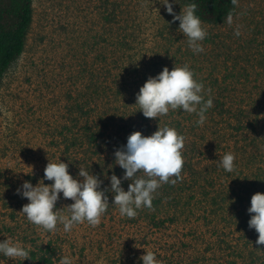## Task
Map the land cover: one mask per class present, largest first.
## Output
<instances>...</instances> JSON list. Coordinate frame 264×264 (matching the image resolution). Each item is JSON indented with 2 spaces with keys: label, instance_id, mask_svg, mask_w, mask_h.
I'll return each mask as SVG.
<instances>
[{
  "label": "rangeland",
  "instance_id": "374dc122",
  "mask_svg": "<svg viewBox=\"0 0 264 264\" xmlns=\"http://www.w3.org/2000/svg\"><path fill=\"white\" fill-rule=\"evenodd\" d=\"M115 7L117 25L114 29L105 28L103 13ZM173 8L179 15L183 7L176 0ZM203 27L207 32L202 41L204 51L193 54L187 39L179 32V21L173 23V16L158 0H110L106 4L104 0L34 1V22L26 52L0 85V172L4 175L0 180V242L11 238L28 249L30 257L23 260L0 255V264H49L45 262L51 256L49 249L56 251L51 257L52 264H58L63 256H70L72 264H142L139 258L146 251L153 252L161 264H228L234 258L230 250L225 249L233 246L246 257L243 242L238 245L242 234L231 232L226 228L227 222L221 219L207 223L210 220H204L205 215L200 214L194 202L184 214L176 213L165 204L161 211L138 210L133 219L121 216L117 207L109 205L98 225L85 222L66 233L62 225L54 232H47L29 223L21 214L22 207L29 201L17 195V189L25 181L32 183L34 179L32 184L36 186L43 180L50 161L65 162L61 155L64 147L60 150L54 143L68 122L66 94L79 95L77 91L86 87L83 81L74 84L70 78L78 72L82 58L91 64L103 52L108 65L98 61L95 69L107 67L108 71L118 73L119 90L126 94L118 95L114 101L119 113L113 118L112 128L108 122L110 133L115 132L114 128L120 123L132 119L130 113L136 101L126 108L129 93L137 95L148 78L157 76L165 67L171 71L175 65H188L210 99L217 96L218 86L222 85V89L228 86L241 91L242 98L246 97L244 91H252L255 100H264V0H239L231 26L224 22L203 23ZM107 30L112 33L108 34ZM236 30L240 32L239 37L234 35ZM124 33L136 34L138 42L129 39L132 49L123 53H130V59L122 61L124 71L121 67L115 71V63L121 60L123 53L114 45L119 42L118 36L125 37ZM105 38L111 41L104 44ZM213 87L215 91L209 94ZM92 117L99 121L100 115L93 112ZM135 120L137 127L129 129V133H121L124 140L134 132H145L140 120L146 121L140 116ZM110 135L116 140V136ZM198 138L201 136L195 141ZM205 139L200 143L202 147L195 150L197 160L203 152L206 154L200 161L201 166L212 163L208 149L215 145L212 132H206ZM185 177L189 178L187 174ZM44 183L50 186L53 182L45 180ZM188 195L190 193L183 197L184 201L189 200ZM108 196L111 204L112 197ZM72 203L61 194L56 209L63 210ZM153 213L157 221H166L160 229L147 216ZM63 214L67 215V211ZM175 214L178 221L169 222ZM204 236L206 242L197 244L196 239ZM229 239L232 242L229 243ZM209 244L211 250L205 253ZM237 259V264L249 263Z\"/></svg>",
  "mask_w": 264,
  "mask_h": 264
},
{
  "label": "trees",
  "instance_id": "16d2710c",
  "mask_svg": "<svg viewBox=\"0 0 264 264\" xmlns=\"http://www.w3.org/2000/svg\"><path fill=\"white\" fill-rule=\"evenodd\" d=\"M34 1L0 0V85L8 72L17 65V62L26 52L34 22ZM109 1L104 0L105 4ZM178 1L182 7L189 3H196L198 6L197 15L202 22L214 25L224 23L229 12L235 16L239 4V0ZM117 12L115 7L111 12L103 13L105 28L110 26L114 29L118 20ZM129 29L126 27V30ZM107 33L111 34L112 31L107 30ZM122 35L125 37L118 36L117 41L119 42L114 47L123 53L132 49L129 39L138 42V36L134 33ZM105 40L102 41L104 44L111 41L110 38H105ZM124 59L129 60L130 53H123L121 60L115 63V71L118 67L124 66V62H122ZM95 60L96 62L99 61L101 65H103L102 62L108 65L103 52L101 55H97ZM80 61L78 72L71 75L70 78L74 84L83 81L86 83V87L84 90L80 91L79 89L77 91L79 95L72 92L66 94L68 122L63 125L59 132L60 138L56 139L57 141L54 143L60 150L64 147L65 151L61 153L64 156L62 160L68 164L69 173L73 178H78L79 168L83 167L90 174L99 176L104 182L102 188L110 186V179L106 177L110 178L111 175L115 174L122 179L125 170L115 165L114 156V152L127 143L121 133H129V129L137 127L135 117L140 116L146 121L142 123L140 120L141 127L145 131L142 134L145 136L146 133V136H151L158 130L160 121L161 127L164 125L173 127L185 137L184 148L182 149L184 165L181 179L176 184L173 185L169 182L157 190L151 209L161 211L160 208L167 204L176 213L184 214V210L189 212L187 208L191 206V202H194L197 209L200 210V214L205 215L204 220H210L207 223L210 224L221 219L227 222L226 228L231 232L235 231L242 234L238 245L243 242L246 249L243 251L247 252V255L242 257V252L235 249L236 246L227 247L228 249L225 250H230L231 256L234 258V261H230L228 264H237V258L249 261L247 264H264V246L256 244L258 233L254 229H249L251 216L248 213L252 196L258 192L264 193V116L262 117L264 100H255L252 91H244L246 97L242 98L241 91L231 89L228 86L222 89L221 85L218 86L217 96L213 95L214 97L211 98L213 107L206 113L207 119L203 126L196 123L199 117L195 113L188 114L181 109L170 110L167 116L158 117L155 120V125L152 126L154 119L145 118L135 104L130 113L131 123H120L117 128H114L115 132L110 133L108 127L110 124L111 128L114 126L113 118L119 113L114 108V101L118 95H124L119 90L118 73L114 74L112 70L108 71L107 67L103 70L99 69L100 72H98L99 70L95 69V61L91 64L85 58ZM110 81L113 83H109ZM248 81L249 79H247ZM224 84H226V79ZM113 85L116 90H114ZM214 91L213 87L209 94ZM207 93L202 92L205 100L210 99ZM129 94L130 97L125 101L127 103L126 108L136 101V94ZM255 101L257 102L255 103ZM92 104L95 105L94 108H92ZM244 104L247 105L244 106ZM93 112L100 115L99 121L92 119ZM184 120L185 122H183ZM206 132H212L215 145L213 149H208L212 163L201 166L200 161L206 157V154L203 152L201 159L197 160L195 158L197 151L195 152V150H199L200 146L202 147L200 143L206 140ZM110 134L116 136V140ZM198 136L201 138L195 141ZM109 145L112 147H107ZM73 150H75L74 154L71 153ZM186 150H190V152ZM229 152L235 157V169L232 173H227L219 166L220 158ZM245 170H247L246 174ZM184 174H187L189 178H184ZM3 176L0 172V180ZM33 181L35 180L33 179L32 183ZM130 183L131 181L122 179V187L125 190H128ZM188 193L190 196L188 195L189 200L186 202L184 198ZM109 194L111 195V193ZM151 209L147 208V212ZM152 215L147 216L151 223L160 229L166 221L162 219L157 221L155 214ZM168 220L171 223L177 222V214ZM213 230L219 231L218 228H213ZM204 238L205 236L198 237L196 239L197 244L198 242L202 244V241L206 242ZM228 242L232 241L229 239ZM210 248L209 244L205 253H208ZM49 250L51 256L45 259V262L52 264L51 257L56 255V251L55 249Z\"/></svg>",
  "mask_w": 264,
  "mask_h": 264
},
{
  "label": "clouds",
  "instance_id": "9594fccd",
  "mask_svg": "<svg viewBox=\"0 0 264 264\" xmlns=\"http://www.w3.org/2000/svg\"><path fill=\"white\" fill-rule=\"evenodd\" d=\"M158 2L173 16V23L179 21V32L187 39L193 54L202 53V41L207 32L197 15V4L185 5L177 15L173 8L176 0ZM225 22L230 26L233 24L231 12L227 14ZM234 35L239 37V30ZM203 88L188 65H175L171 71L165 67L157 76L149 77L140 88L136 95V106L145 118L154 120L167 116L170 110L181 109L188 114L195 113L199 117L196 123L203 126L207 119L206 113L213 107L212 99H204ZM184 142L183 135L173 127H161L160 121L158 130L151 136H144L141 132L132 133L126 145L114 152L115 165L125 170L122 179L131 181L127 191L122 187V179L115 174L106 177L110 179V186L102 188L104 182L99 176L90 174L83 167L79 168L78 178L74 179L67 163L61 160L50 161L38 185L33 186L31 182L25 181L17 189V195L29 201L22 207L21 214L29 223L47 232H54L58 225H62L66 233L75 225L85 222L91 226L98 225L109 205L117 207L121 216L133 219L138 210L153 207L154 196L163 184L170 182L174 185L181 179ZM234 161V155L229 152L220 158L219 166L227 173H232L235 169ZM45 180L53 183L46 186ZM108 193H111V204ZM61 194L65 200L73 203L63 210H57ZM65 210L67 215L63 214ZM248 213L251 216L249 229L258 233L256 244L264 246V193L258 192L252 196ZM0 255L28 260L30 252L19 242L6 238L0 242ZM139 259L142 264H161L151 251H146ZM58 264H72V258L63 256Z\"/></svg>",
  "mask_w": 264,
  "mask_h": 264
}]
</instances>
